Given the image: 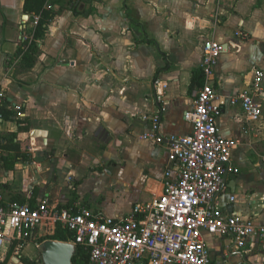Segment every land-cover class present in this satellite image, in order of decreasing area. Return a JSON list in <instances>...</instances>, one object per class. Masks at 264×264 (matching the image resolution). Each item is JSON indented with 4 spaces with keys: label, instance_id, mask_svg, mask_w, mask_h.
<instances>
[{
    "label": "crops",
    "instance_id": "0c3cea01",
    "mask_svg": "<svg viewBox=\"0 0 264 264\" xmlns=\"http://www.w3.org/2000/svg\"><path fill=\"white\" fill-rule=\"evenodd\" d=\"M69 1L47 5L54 17L35 40L36 63L25 69L14 54L33 39L36 14L25 13L24 0H0V155L17 157L13 169L0 163V182L27 197L37 188V205L126 216L163 191L170 142L147 136L151 117L160 114L166 136L191 134L185 113L209 80L222 109L221 133L237 141L216 205L223 215L263 223L264 97L255 121L233 99L250 90L254 69L264 70V0ZM75 4L86 14H76ZM208 39L223 51L191 91ZM120 189L131 193L126 206L117 205ZM53 233L41 228L33 239L12 240L2 259L12 247L8 264H24L16 257L23 249L42 264L38 239ZM206 236L218 264H264V238L236 249L231 236Z\"/></svg>",
    "mask_w": 264,
    "mask_h": 264
},
{
    "label": "built area",
    "instance_id": "2783aa9c",
    "mask_svg": "<svg viewBox=\"0 0 264 264\" xmlns=\"http://www.w3.org/2000/svg\"><path fill=\"white\" fill-rule=\"evenodd\" d=\"M39 20L40 15H35L34 24ZM222 51L220 41L204 42L202 69L207 76ZM253 73L252 87L233 103L240 102L246 116L255 121L262 116L264 70L256 68ZM217 97L214 85L206 81L194 107L185 113L193 124L188 135L166 136L160 114L151 117L147 136L157 143L170 142L163 191L134 204L126 216H111L86 206L61 208L47 200L36 207L9 204L0 193V260L12 240L33 239L41 228L55 231L58 223L72 234L69 242L88 248L90 264H218L206 234L231 236L236 249L243 248L248 239L264 238V222L245 219L239 213L223 215L216 205L237 145L221 133L222 109ZM4 102L0 89V107Z\"/></svg>",
    "mask_w": 264,
    "mask_h": 264
},
{
    "label": "trees",
    "instance_id": "16d2710c",
    "mask_svg": "<svg viewBox=\"0 0 264 264\" xmlns=\"http://www.w3.org/2000/svg\"><path fill=\"white\" fill-rule=\"evenodd\" d=\"M50 2L51 0H24L25 13L40 15V20L38 21V24L35 28L33 39L32 40L26 39L24 41H21L17 49V52L14 54V57L23 56L22 60L25 63L24 64L25 69L31 68L36 63L38 46L35 40L45 35L47 31V24L54 17L55 13L52 10L48 9L47 7V5ZM69 2L71 3L73 2V0H70ZM73 8L76 14H86V11L79 10L76 4ZM6 59L8 61L10 57L7 56ZM204 82H205L204 71L201 69L196 70L192 78L191 91L196 85H203ZM0 113L3 116H6L5 113H2L1 107H0ZM20 129H22V126H20ZM12 136L15 137L16 134L14 133L12 134ZM1 137H3V135L0 133V138ZM6 138H8V135L6 136ZM16 162H17V157L11 158L10 156L0 155L1 169L3 170L13 169L15 167ZM0 193L3 195L5 201L9 204L10 203L24 204L28 202L32 207L37 206L36 204L37 188L34 189L30 197H27V195L24 193L13 191L10 183L0 182ZM72 201H70L69 204H71ZM47 239L70 241V239H72V234L68 233L62 227V225L58 223L56 230L54 231L53 234L48 235L46 237H41L38 240L39 242L43 243ZM12 253H13V249L11 247L7 255L3 257L2 260H0V264H8ZM38 259L42 261L41 253ZM21 260L24 264H38V261L32 260L28 257H22ZM73 264H90L89 250L87 247L80 244L76 245V253L73 257Z\"/></svg>",
    "mask_w": 264,
    "mask_h": 264
},
{
    "label": "water",
    "instance_id": "95a60500",
    "mask_svg": "<svg viewBox=\"0 0 264 264\" xmlns=\"http://www.w3.org/2000/svg\"><path fill=\"white\" fill-rule=\"evenodd\" d=\"M27 17L26 15L25 18ZM24 23L21 27L22 29L24 28ZM41 250L44 264H73L76 244L69 241L47 239L41 244Z\"/></svg>",
    "mask_w": 264,
    "mask_h": 264
},
{
    "label": "rangeland",
    "instance_id": "374dc122",
    "mask_svg": "<svg viewBox=\"0 0 264 264\" xmlns=\"http://www.w3.org/2000/svg\"><path fill=\"white\" fill-rule=\"evenodd\" d=\"M126 191V190H125ZM128 193H130V192H123V190L122 189H120L119 190V196H117L118 197V200H117V205H122V206H126V201H125V199H123L124 197H126L127 196V194ZM131 194V193H130ZM47 231H49V229L48 228H45ZM35 242L33 241V240H31L30 241V243L29 244H34ZM36 252V251H35ZM38 252V251H37ZM28 251H24V249L22 250V251H20V254H18V255H16V257H18L19 258V260H21L22 259V257H28L29 256V254H31V253H29ZM19 256H21V257H19ZM42 264H43V262L42 261H40ZM16 264L18 263V262H15ZM15 263H11V264H15Z\"/></svg>",
    "mask_w": 264,
    "mask_h": 264
}]
</instances>
